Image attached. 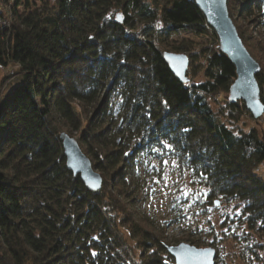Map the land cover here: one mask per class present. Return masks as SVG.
I'll return each instance as SVG.
<instances>
[{
    "label": "trees",
    "instance_id": "trees-1",
    "mask_svg": "<svg viewBox=\"0 0 264 264\" xmlns=\"http://www.w3.org/2000/svg\"><path fill=\"white\" fill-rule=\"evenodd\" d=\"M0 5L11 16L0 30V65L17 64L22 72L21 83L0 101V264H167L161 255L168 252L165 240L133 209L136 157L155 149L176 160L185 183H200V205L231 207L218 225L209 222L215 240L234 233L264 262V179L256 173L264 163V124L249 131L230 125L250 114L242 101L229 98L236 68L219 51L218 37L194 0ZM228 9L261 65L264 104V46L239 23L258 14L264 27V0H228ZM184 32L213 40L203 49L199 83L180 82L159 47ZM187 44L172 50L191 53ZM200 73L196 64L191 75ZM116 93L119 138H110ZM211 99L225 103L226 112L216 113ZM62 132L79 133L82 150L103 177L100 191H90L67 168ZM191 197L181 195L186 202ZM199 229L183 241L214 245L193 238Z\"/></svg>",
    "mask_w": 264,
    "mask_h": 264
},
{
    "label": "rangeland",
    "instance_id": "rangeland-1",
    "mask_svg": "<svg viewBox=\"0 0 264 264\" xmlns=\"http://www.w3.org/2000/svg\"><path fill=\"white\" fill-rule=\"evenodd\" d=\"M46 2L52 6L56 0H45ZM237 17L235 16V20H237ZM262 21L263 18L255 14L241 19L239 23L247 30L248 35H251L253 39L264 46V27ZM10 22L11 16L9 12L4 6L0 5V29L8 26ZM129 35L135 39H141L138 31H131ZM212 41L207 36L196 38L195 35L184 32L180 35L172 36L168 41H163L164 43H160L159 47L164 52H176L172 48L179 47L184 43H188L187 47L194 48L191 53L184 54L190 58L188 69L190 81L199 83L204 81L203 70L205 59L203 58V49L211 47ZM196 61L199 62L196 63ZM196 64L200 65L201 73L199 77H192V68H196ZM21 81L22 72L19 65L13 63L7 66L0 65V101L18 86ZM221 98L223 100L225 96L222 95ZM119 102L120 98L116 93L112 97L111 114L109 115L110 118L114 119V122L111 123V129L108 131L110 138H113V136L119 138L116 129L120 119L119 115L121 114ZM211 105L216 113L219 114L221 111L226 112L228 109L225 103L217 102L215 99H211ZM226 119L227 116L222 120L225 121ZM106 120H109V118ZM263 124V118L256 121L251 114H241L240 120H233L230 125L233 128L249 131L252 128L261 129ZM74 137L78 139L79 133H75ZM155 152L153 154L138 153L136 157V174L133 176L138 185V197L134 202L133 209L152 226V231L157 232L165 240L167 246H173L179 245L181 242L191 244L190 242L183 241V239H186L198 226L200 227L197 231L198 234H195L193 238L195 240L206 239L215 243L212 246H207L206 244L199 245V248H215L217 250L216 264H264L259 259V256L251 255V252L247 251V247H251L250 243L237 240L234 233H230L228 239L215 240L214 234L209 230L211 228V223L209 222L213 221L214 224L218 225L222 215L228 212L231 207L225 205L220 207V209H215L206 204L200 205V183L197 182L195 185L188 178L187 183H185L180 175L176 160L163 152L162 149H155ZM256 173L260 178L264 179V163L257 169ZM187 192L192 193L191 201H182L181 195ZM180 203H184L182 210L184 215L181 213ZM222 230L227 232V228ZM217 232L219 233V230ZM126 237H128L127 234ZM128 244L133 247L131 241ZM133 250L137 256L140 255V250H136L134 247ZM161 255L164 259L163 261L167 264H175V260L169 252L162 253Z\"/></svg>",
    "mask_w": 264,
    "mask_h": 264
},
{
    "label": "water",
    "instance_id": "water-1",
    "mask_svg": "<svg viewBox=\"0 0 264 264\" xmlns=\"http://www.w3.org/2000/svg\"><path fill=\"white\" fill-rule=\"evenodd\" d=\"M208 25L215 31L219 51L228 56L236 68L237 78L230 88V100L242 101L254 120L264 116V104L257 75L261 65L247 50L238 29L230 16L228 0H194ZM164 60L173 75L182 83L190 81L188 69L190 58L184 53L165 51ZM60 140L67 159V168L75 176L80 175L84 185L96 193L103 187V177L94 168L91 159L82 150L77 138L62 132ZM219 204V201H217ZM175 264H216L217 250L212 247L199 248L188 243L167 246Z\"/></svg>",
    "mask_w": 264,
    "mask_h": 264
},
{
    "label": "bare ground",
    "instance_id": "bare-ground-1",
    "mask_svg": "<svg viewBox=\"0 0 264 264\" xmlns=\"http://www.w3.org/2000/svg\"><path fill=\"white\" fill-rule=\"evenodd\" d=\"M1 29H2V28H1ZM1 29H0V30H1Z\"/></svg>",
    "mask_w": 264,
    "mask_h": 264
}]
</instances>
